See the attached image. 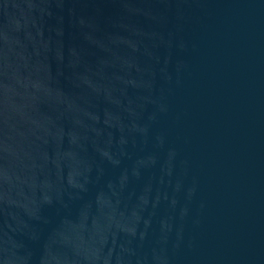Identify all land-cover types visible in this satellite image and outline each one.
Listing matches in <instances>:
<instances>
[{
	"label": "water",
	"instance_id": "1",
	"mask_svg": "<svg viewBox=\"0 0 264 264\" xmlns=\"http://www.w3.org/2000/svg\"><path fill=\"white\" fill-rule=\"evenodd\" d=\"M0 264H264V0H0Z\"/></svg>",
	"mask_w": 264,
	"mask_h": 264
}]
</instances>
